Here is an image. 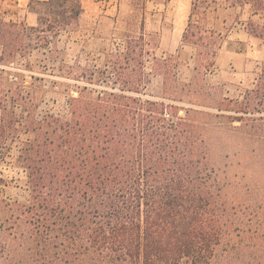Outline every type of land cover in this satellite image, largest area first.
I'll use <instances>...</instances> for the list:
<instances>
[{
    "label": "rangeland",
    "instance_id": "obj_1",
    "mask_svg": "<svg viewBox=\"0 0 264 264\" xmlns=\"http://www.w3.org/2000/svg\"><path fill=\"white\" fill-rule=\"evenodd\" d=\"M191 15L198 26L189 29ZM250 22L263 20L239 0H0V219L10 218L0 234L2 263L105 264L107 250H70L63 219L78 209L67 194L85 189L71 183L74 156H85L72 142L83 138L82 114L98 109L104 126L105 98L114 92L232 116V125L245 115L221 101L244 102L264 64V41L249 34ZM154 56L173 57L171 73L159 71ZM190 83L189 97L167 94ZM206 122L225 214L220 252L228 250L232 264H264V144L233 134L220 118ZM88 228L83 241L73 240L85 249ZM34 233L36 242H27Z\"/></svg>",
    "mask_w": 264,
    "mask_h": 264
},
{
    "label": "trees",
    "instance_id": "obj_2",
    "mask_svg": "<svg viewBox=\"0 0 264 264\" xmlns=\"http://www.w3.org/2000/svg\"><path fill=\"white\" fill-rule=\"evenodd\" d=\"M239 3L251 5L254 15L263 20L260 25L250 22L247 30L252 37L264 41V0ZM196 8L197 3H193L192 14ZM191 20L192 15L188 28H196L198 24ZM172 59L158 60L154 56L157 69H165L166 74L171 73ZM119 69L124 73L128 68L120 65ZM139 82L134 80V84ZM193 86L183 85L181 92L168 89L167 94L183 99L190 96ZM125 100L135 106L124 104ZM105 102L103 116L109 118L104 126L96 123L98 109L87 110L81 116L83 122L77 125L83 138L76 136L72 141L77 146L82 143L85 153L84 158L74 156L75 179H71V183L83 184L85 189H71L67 194L78 201V209L73 206L69 216H63L66 210L53 209L54 213L60 211L66 227L70 226V250L76 256L85 250L100 255L102 249L107 250L109 260L105 264H232L228 250L220 252L225 214L219 203L211 146L206 140V119L220 118L233 134L264 144V64L255 88L248 91L244 102L221 101V106L236 105L238 113L245 115L234 118L232 125L227 124L232 116L180 108L182 105L168 99L141 101L110 92ZM251 108L253 111H248ZM235 121L241 125L235 126ZM0 221L3 235L2 224L9 223L10 218ZM79 224L89 226V248L81 246L84 238ZM46 230L52 232V228ZM28 238L36 242L35 233L25 238L27 242ZM74 238L81 241L74 242ZM5 242L12 247L7 238Z\"/></svg>",
    "mask_w": 264,
    "mask_h": 264
},
{
    "label": "crops",
    "instance_id": "obj_3",
    "mask_svg": "<svg viewBox=\"0 0 264 264\" xmlns=\"http://www.w3.org/2000/svg\"><path fill=\"white\" fill-rule=\"evenodd\" d=\"M43 1V0H42ZM33 14V12H29V15H32ZM33 15H35V13L33 14ZM220 57V55H219V53L217 54V59ZM256 82H257V80H256ZM255 86L256 85H254V87L253 88H250V89H248L246 92H248V91H250V90H253L254 88H255Z\"/></svg>",
    "mask_w": 264,
    "mask_h": 264
}]
</instances>
